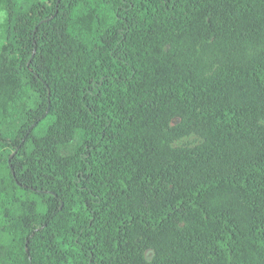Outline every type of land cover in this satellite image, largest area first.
<instances>
[{"label": "trees", "instance_id": "1", "mask_svg": "<svg viewBox=\"0 0 264 264\" xmlns=\"http://www.w3.org/2000/svg\"><path fill=\"white\" fill-rule=\"evenodd\" d=\"M0 12V264H264V0Z\"/></svg>", "mask_w": 264, "mask_h": 264}, {"label": "rangeland", "instance_id": "2", "mask_svg": "<svg viewBox=\"0 0 264 264\" xmlns=\"http://www.w3.org/2000/svg\"><path fill=\"white\" fill-rule=\"evenodd\" d=\"M4 20H5V14L3 12H0V34H1V31H2V25L4 23ZM174 123H177V121H175ZM200 138L198 136H195V135H192V136H189L187 138H184L182 140H180L179 142H177L175 145L176 146H181V147H184V146H187V147H193L195 145H197L198 143H200Z\"/></svg>", "mask_w": 264, "mask_h": 264}]
</instances>
